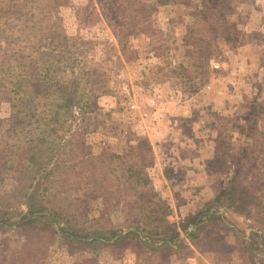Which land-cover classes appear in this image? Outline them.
<instances>
[{"label": "rangeland", "instance_id": "374dc122", "mask_svg": "<svg viewBox=\"0 0 264 264\" xmlns=\"http://www.w3.org/2000/svg\"><path fill=\"white\" fill-rule=\"evenodd\" d=\"M0 264H264V0H0Z\"/></svg>", "mask_w": 264, "mask_h": 264}, {"label": "trees", "instance_id": "16d2710c", "mask_svg": "<svg viewBox=\"0 0 264 264\" xmlns=\"http://www.w3.org/2000/svg\"><path fill=\"white\" fill-rule=\"evenodd\" d=\"M230 184H227V186H229ZM227 190H229V191H227ZM225 192H223L222 194H220L219 196H217V198L215 199V201L216 202H218V201H220V202H218V204H220L223 200H225V199H230L231 197H232V193H231V191H232V188H227L226 190H224ZM229 193V194H228ZM225 197H227V198H225ZM211 205V204H210ZM213 205V204H212ZM213 206H215V205H213Z\"/></svg>", "mask_w": 264, "mask_h": 264}, {"label": "crops", "instance_id": "0c3cea01", "mask_svg": "<svg viewBox=\"0 0 264 264\" xmlns=\"http://www.w3.org/2000/svg\"><path fill=\"white\" fill-rule=\"evenodd\" d=\"M234 135H235V138H233L234 140H236L237 142L241 140V137L239 136L240 133H239V134H238V133H234ZM240 143H241V142H240ZM209 157H210V156H209ZM209 159H211V158H209ZM206 161H207V160H206Z\"/></svg>", "mask_w": 264, "mask_h": 264}, {"label": "built area", "instance_id": "2783aa9c", "mask_svg": "<svg viewBox=\"0 0 264 264\" xmlns=\"http://www.w3.org/2000/svg\"><path fill=\"white\" fill-rule=\"evenodd\" d=\"M219 65H216V67H218Z\"/></svg>", "mask_w": 264, "mask_h": 264}]
</instances>
